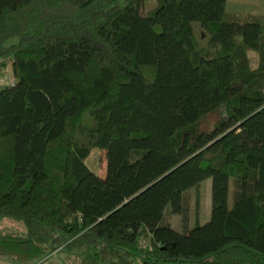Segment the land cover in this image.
Wrapping results in <instances>:
<instances>
[{"label":"trees","instance_id":"16d2710c","mask_svg":"<svg viewBox=\"0 0 264 264\" xmlns=\"http://www.w3.org/2000/svg\"><path fill=\"white\" fill-rule=\"evenodd\" d=\"M145 3L0 0V256L264 264V13Z\"/></svg>","mask_w":264,"mask_h":264},{"label":"rangeland","instance_id":"374dc122","mask_svg":"<svg viewBox=\"0 0 264 264\" xmlns=\"http://www.w3.org/2000/svg\"><path fill=\"white\" fill-rule=\"evenodd\" d=\"M154 0H146L145 11H149L153 8ZM225 11L236 14H255L261 15L264 13V1L263 0H225ZM250 62L256 61V55L252 52L248 53ZM12 82L11 72L9 64L2 70H0V88L8 86ZM105 152L96 151L90 154L86 161L87 167L99 178L104 177L105 172ZM209 192H210V180L202 182L199 186L197 194L199 195L200 211L199 220L200 223L207 221L209 215ZM194 197L193 191L190 193V226L194 222L193 209H194ZM180 220L177 216H169L164 218V223L169 225L172 229L178 230ZM25 230L23 226L17 222L8 218H0V236L3 235H23ZM0 264H22L18 263L8 256H0ZM27 264H80L76 262L75 258L67 255L63 251L54 252L50 256L43 258L40 261L27 263Z\"/></svg>","mask_w":264,"mask_h":264}]
</instances>
